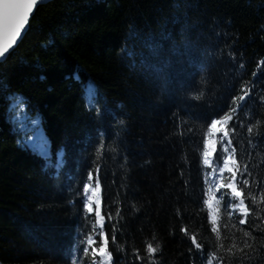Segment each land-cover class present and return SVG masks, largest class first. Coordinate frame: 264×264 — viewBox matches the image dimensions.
Listing matches in <instances>:
<instances>
[{
  "label": "trees",
  "instance_id": "16d2710c",
  "mask_svg": "<svg viewBox=\"0 0 264 264\" xmlns=\"http://www.w3.org/2000/svg\"><path fill=\"white\" fill-rule=\"evenodd\" d=\"M261 60L264 0H54L39 7L0 64V264H70L83 219L76 193L97 166L113 264H148L132 256L134 248L144 256L146 242L159 244L156 264H204L181 231L195 233L206 253L215 249L205 220L211 210L201 207L208 185L197 141L242 83H255L251 120H264V70L252 76ZM12 93L39 121L46 153L24 144L30 131L14 120L5 99ZM237 141L239 159L247 151L245 130ZM262 160L252 157L260 181ZM251 191H260L256 183ZM117 208L120 217L107 221ZM222 222L229 223L226 236H242L226 214ZM254 223L250 217L237 227ZM111 224L124 252L111 244ZM254 235L264 243L261 232ZM251 264H264V252Z\"/></svg>",
  "mask_w": 264,
  "mask_h": 264
},
{
  "label": "snow or ice",
  "instance_id": "6c2138e0",
  "mask_svg": "<svg viewBox=\"0 0 264 264\" xmlns=\"http://www.w3.org/2000/svg\"><path fill=\"white\" fill-rule=\"evenodd\" d=\"M43 0H0V60L14 48L22 34L26 31L30 17L38 4ZM243 67V65H241ZM264 70V60L257 64L256 70L252 73L253 81L259 73ZM255 83H242L239 93L230 97L228 104L222 105L216 116L206 120L203 127L206 132L198 138L197 147L202 149V177L207 190L202 189L201 207L207 206L211 211L206 213L205 220H211V233L215 234L216 246L214 250L204 251V245L197 239L195 233H190L187 227H182L181 231L188 237L204 264H251V262L264 252V243L257 245V231L264 236V181L258 180L252 171L253 155H264L262 151V140L264 134L259 129L264 120H251L253 98V88ZM4 91L3 83H0V92ZM88 96V106H94V89L89 88L86 92ZM5 99L12 105L13 111L20 109L24 104L23 98L12 93L5 96ZM264 104V95L259 97ZM243 111L244 119L240 118ZM183 122L178 121L177 129L180 135L184 133L180 126ZM245 130L247 134L246 155L237 158V148L241 141L236 144L238 130ZM192 128L187 132L191 133ZM217 144L220 151L217 152ZM104 148L101 141L98 152ZM62 151V150H60ZM60 159V152L57 153ZM264 164L260 161L256 166ZM203 169H211L204 172ZM95 179L93 171H88L79 185L76 193L80 201V215L82 221L77 228L75 243L69 251L68 259L70 264H113V251L110 248L109 233L105 231L106 216L101 213V183L99 179L100 168H95ZM227 173L228 175H225ZM256 183L259 192L251 191L252 184ZM245 189H248L247 193ZM207 196V199L203 197ZM215 205V207H214ZM95 206V207H94ZM179 209L177 215H179ZM231 222V228L242 233L237 236L231 233L226 236L229 230V223L222 222L224 216ZM120 217L119 208L115 214L111 211L107 213V221ZM252 217L256 223L250 228H238L237 225H247ZM235 218V220H233ZM120 231L117 224H111V244L116 246L117 251L124 252L125 245L117 241V233ZM99 238V239H97ZM155 240V237L152 238ZM228 239L226 245L224 240ZM239 240V243L237 242ZM159 251V244L155 246L152 242L145 243V255H140V249H132V256L135 261H144L148 264H156V254ZM193 251L192 248L189 249ZM127 255V253H126Z\"/></svg>",
  "mask_w": 264,
  "mask_h": 264
},
{
  "label": "rangeland",
  "instance_id": "374dc122",
  "mask_svg": "<svg viewBox=\"0 0 264 264\" xmlns=\"http://www.w3.org/2000/svg\"><path fill=\"white\" fill-rule=\"evenodd\" d=\"M14 120L19 129L23 131H30V136L24 139V144L34 148L40 153H46L47 150L45 148L46 141L43 134L42 129L39 127V121L31 118L23 105H21L20 109L14 111ZM219 144H217L218 149ZM225 175H228L225 173ZM95 179V176H94ZM101 197V193H100ZM95 207V206H94ZM98 239V238H97Z\"/></svg>",
  "mask_w": 264,
  "mask_h": 264
},
{
  "label": "water",
  "instance_id": "95a60500",
  "mask_svg": "<svg viewBox=\"0 0 264 264\" xmlns=\"http://www.w3.org/2000/svg\"><path fill=\"white\" fill-rule=\"evenodd\" d=\"M51 1H52V0H43V3H42V4H38V5L36 6L34 12L32 13V15H31V17H30L29 24H30V21H31V19L33 18L34 14H35V12H36V10H37V8L40 7V6H42V5L48 4V3H50ZM29 24H28V26H27L26 31L22 34V37L18 40L17 44H16V45L14 46V48H13L12 50H10V52L6 55V58L3 59V60H0V64H1L2 62H4V61L7 59V57L9 56V54H10V53H11V52H12V51L18 46V44L22 41V39L24 38V36L26 35V33H27L28 29H29Z\"/></svg>",
  "mask_w": 264,
  "mask_h": 264
},
{
  "label": "bare ground",
  "instance_id": "6f19581e",
  "mask_svg": "<svg viewBox=\"0 0 264 264\" xmlns=\"http://www.w3.org/2000/svg\"><path fill=\"white\" fill-rule=\"evenodd\" d=\"M53 1H54V0H52L51 2H53ZM51 2H50V3H51ZM48 4H49V3H48ZM45 5H47V4H45ZM42 6H44V5H42ZM40 7H41V6H40ZM38 8H39V7H38ZM38 8H37V9H38ZM36 11H37V10H36ZM35 13H36V12H35ZM34 15H35V14H34ZM31 20H32V19H31ZM30 22H31V21H30ZM29 26H30V24H29ZM28 31H29V29H28ZM28 31H27V33H28ZM27 33H26V34H27ZM25 36H26V35H25ZM25 36H24V37H25ZM23 39H24V38H23ZM23 39H22V41H23ZM22 41H21V42H22ZM21 42L18 44V46L21 44ZM18 46H17L15 49H17ZM15 49H14V50H15ZM14 50H13V51H14ZM13 51H12V52H13ZM12 52H11V53H12ZM11 53H10V54H11ZM10 54H9V55H10ZM7 58H8V57H7ZM2 63H3V62H2Z\"/></svg>",
  "mask_w": 264,
  "mask_h": 264
}]
</instances>
